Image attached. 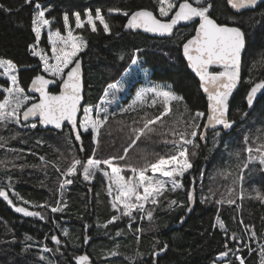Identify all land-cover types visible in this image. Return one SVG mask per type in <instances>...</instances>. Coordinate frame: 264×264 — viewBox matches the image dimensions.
Returning <instances> with one entry per match:
<instances>
[{"label":"trees","instance_id":"1","mask_svg":"<svg viewBox=\"0 0 264 264\" xmlns=\"http://www.w3.org/2000/svg\"><path fill=\"white\" fill-rule=\"evenodd\" d=\"M36 3L49 8L45 17L50 20V25L42 29L38 43L31 31ZM0 4L11 9H0V58L12 60L17 65L18 78L26 94H29L27 87L35 75L50 77L42 71L39 56L30 54L28 45L36 44L38 51L42 50L51 56L48 35L57 30L66 35L63 16L68 13L74 35L79 34L87 41V47L78 54L83 60V106L102 103L101 97L105 96V89L119 82V87L123 90L117 92L115 97L108 95L106 102H103V106L109 111L119 112L120 108L132 103L137 90L159 84L171 86L172 91L184 98L178 104L173 102L169 123L178 121L181 114L183 119L188 118L184 112L185 105L192 112L203 111L207 114V96L189 70L181 50L183 42L194 33L193 23L179 26L171 37L160 38L125 29V16L108 13L109 8L151 10L155 8L153 0H32L31 5L25 4L24 0H0ZM86 8L92 11L93 16L96 8L102 10L111 28L110 35L103 33V26L99 21H96L97 33H92L86 23L84 28H75V18L71 14L79 12L81 19L85 20L83 13ZM154 13L158 16V12ZM212 16L218 23L240 26L247 34L241 80L229 98L230 115L237 120V125L229 134L231 139L224 136V142L214 146L211 131L207 141L197 139L200 147L195 149L197 155L191 157L194 167L181 180L185 187L166 193L167 199L161 197V203L156 207L147 204L146 208L153 209V218L141 219L136 214L131 221L130 230L127 217L106 228L102 226L115 214L106 191L108 180L102 174L97 173L89 184L83 181L78 172L76 177H69L73 179V184L66 186L63 193L58 191L63 177L53 165L59 166L61 171L66 170L73 154L82 164L86 163L93 155L92 149L96 147L91 143L88 133H83L82 142H78L74 135L69 137L68 126L62 131L41 130L39 126L36 129L23 128L15 124L0 128V136L7 141L5 147L0 148V187L8 191L14 204L26 207L29 211L40 212L43 217L17 213L0 198V264H76L75 258L81 255L88 256L89 261L94 264H152L155 259L152 253L165 243L168 248L159 255L158 264H239L232 252L226 258L219 257V252L225 250V242L233 250L242 248L243 243H247L248 248L254 251L249 252L248 248H243L237 254L245 258V264H260L259 253L264 244V205L247 198L236 199V203L232 205L216 204L215 201L221 199L222 194L227 198V187L231 184V179L226 180L218 173L225 169L231 170L234 166L236 161L229 153L242 148L243 135L249 131L254 134L261 127V121H264V116L259 114L264 99L257 103L256 109L243 122L237 114L238 108L247 109L244 97L250 88L249 81L264 80V3L260 7L234 13L228 8L226 0H216ZM137 48L141 51L137 54L136 64H132V55ZM215 70L221 69L216 67ZM6 79L4 69L0 68V86L7 87ZM58 89L54 85L50 87L51 92H57ZM2 99L0 95V100ZM159 107L158 105L157 108ZM144 110L150 114L157 112V109L146 106ZM132 115L134 114L117 116L110 127L102 130L100 145L94 158L105 159L118 153L123 154L128 137L126 130H121L120 121L130 124ZM79 118H83L82 107ZM204 122L202 120L201 124ZM17 133L16 138L11 139ZM66 137H69L71 143ZM38 139L44 142L37 145ZM161 140V137H155L153 142L138 141L129 151V162L140 167L143 166L145 157L155 159L151 153L163 154L166 149ZM81 143L84 151H80ZM20 149L23 151H14ZM40 157H44V161ZM77 168L82 171V165ZM130 175L131 172L125 173L126 177ZM260 175L259 172L253 174L243 186L249 191L255 187L264 192V181H260ZM210 189L215 195H211ZM189 190L193 191L194 196L191 211L187 210L186 192ZM13 192L22 199H17ZM210 195L211 199L201 202ZM24 200L30 203L24 204ZM57 200L66 202L67 207L62 212L52 213L51 207L56 206ZM170 200H175L177 204L169 206ZM39 205L49 207L41 208ZM217 217L225 224L226 232L219 227ZM241 220L251 226L256 238L250 239V232L245 234L246 230L240 225ZM136 228H142L143 231L136 233ZM65 230L67 236L63 235ZM117 231L121 235L118 236ZM233 233L242 238L241 243L230 239ZM53 235L60 240V244L52 241ZM137 235L140 237L138 241ZM26 236L31 239H26ZM85 236L89 238L87 243L84 242ZM43 247L50 250L43 251ZM112 252L117 254L112 255Z\"/></svg>","mask_w":264,"mask_h":264},{"label":"snow or ice","instance_id":"2","mask_svg":"<svg viewBox=\"0 0 264 264\" xmlns=\"http://www.w3.org/2000/svg\"><path fill=\"white\" fill-rule=\"evenodd\" d=\"M24 2L31 5L32 0H24ZM227 3L233 9H241L260 7L264 0H227ZM153 4L155 8L151 10L139 8L130 11L109 8L108 13H119L125 16L127 18V23L123 25L125 29H139L159 36L171 37L174 30L182 22L184 24L193 23L195 35L183 42V56L187 61V66L199 78V87L207 96V114L203 111L192 112L185 105L184 112L187 113L188 118L183 119V114H181L178 121L169 123V118L173 112V102L178 104L184 98L172 91L171 86L159 84L137 90L132 103L127 107L120 108L119 112L109 111L103 106L108 95L115 97L117 92L123 90L119 87V82L111 84L105 89V96L101 97L102 103L83 106L81 104L83 98L81 62L77 57L87 47V41L79 34L74 35V29L70 27L68 13L63 16L66 35H62L59 30L54 33L50 32L48 35L51 56L42 50L38 51L36 44L28 45L30 54L39 56L42 71L51 77V79H46L44 75L37 74L32 78L30 91L39 93L38 97L26 94V90L21 86L18 78L17 65L12 60L0 58V68L4 69V75L7 77L5 80L7 87L0 86V95L3 97L0 100V128H8L10 124L30 129H36L38 126L47 128L50 125L54 129L62 131L63 128L70 125L69 137L74 135L75 141L78 142H82L83 133H88L91 137V143L96 147L92 149L93 155L87 159L86 163L82 164V161L73 154L66 170L61 171L59 166H53L64 177L59 182L58 191L61 193L66 186L74 183L73 179L69 177H76L78 172L83 181L89 184L97 173L107 178L106 191L111 198L110 205L115 214L102 225L105 228L127 217L129 229L132 230L131 221L135 219L136 214H139L141 219L151 220L153 209L146 208L147 204L156 207L160 205L161 197L167 199L166 193L176 192L185 187L181 180L194 167L191 157L197 155L195 149L200 147L197 139L207 141L208 133L211 131L215 146L217 143L224 142V136H229L230 140L229 134L237 125V120L230 115L229 98L241 80L242 56L247 46L245 31L240 26L219 24L213 18L212 13L216 8V0H191V2L190 0H153ZM0 9L11 11V9L4 8L2 4H0ZM47 11L49 8L40 3L35 4L31 31L35 34L36 43L41 40L42 29L50 25V20L45 17ZM154 12H158V16ZM71 15L75 18L76 29L84 28L86 23L92 33H97L96 21H99V24L103 26V33L111 34L110 25L100 8L95 9L94 16L92 11L86 8L83 13L85 20L81 19L79 12H74ZM197 19L198 23L196 22ZM140 51L139 48L134 51L132 64H136L137 54ZM216 67L221 70H215ZM249 83L250 88L244 97L247 110L237 109L241 122L246 120L251 112L256 109L257 103L264 99V80L249 81ZM51 85L59 88L57 94L50 91ZM107 102L110 103V101ZM158 105L159 108H157ZM145 106L149 109H157V112L150 114L144 110ZM81 107L83 108L82 119L77 115ZM130 113L134 114L130 117V124H125L123 120L120 121L121 130H126L128 137L127 146L123 147L122 150L123 154L118 153L105 159L94 158L100 145L102 130L110 127L117 116L124 117ZM259 114L264 116V105L260 107ZM33 117H38V123H29L30 118ZM202 120L205 121L203 124H201ZM16 135L18 133L12 135L11 139H15ZM69 137L66 139L71 143ZM155 137L162 138L161 143L166 151L163 154L151 153L150 155L154 156L155 159L150 160L145 157L143 166L138 167L130 163V149H133L138 141L153 142ZM0 141H3L0 143V148L5 147L7 141L3 136H0ZM43 142L42 139H38L36 144L40 145ZM225 147H227L226 142ZM80 151H84L82 143ZM229 155L236 161L234 166L231 170L225 169L218 173L226 180L231 179V184L227 187V198L225 199L224 194H222V198L216 200L215 203L232 205L236 203V199L244 200L247 198L264 205V192L255 187L249 191L243 186L245 181L257 172L261 174L260 181H264V121H261V127L257 128L254 134L251 131L245 133L243 135V147L230 152ZM40 160L44 161V157H40ZM78 165H82V171L77 168ZM102 165L106 167H101ZM126 172H131V175L126 177ZM203 174L201 171L202 176ZM210 193L215 195L211 189ZM13 195L17 199H22L14 192ZM211 195L205 197L201 202H207L211 199ZM186 196L187 210L191 211L190 205L194 199L193 191H187ZM0 198H3L17 213L43 218L40 212L29 211L26 207L14 204L4 187H0ZM23 203L29 204L30 202L24 200ZM176 204L175 200L169 201V206ZM38 207L49 206L39 205ZM66 207V202L57 200L56 206L51 207V212H62ZM237 207L240 206L237 205ZM217 223L222 230L227 231L225 224L219 217H217ZM240 225L246 230L245 234L251 233L250 239L256 238V233L252 231L251 226L244 224L243 220L240 221ZM134 231L140 233L143 229L136 228ZM116 234L121 235V232L117 231ZM63 235H68L66 230ZM139 238L137 235V241ZM26 239L30 240L31 237L26 236ZM51 239L54 243L60 244V240L55 235ZM88 239L85 236L84 242L87 243ZM230 239L237 243L242 241V238L237 237L236 233H233ZM26 247L31 246L26 245ZM167 248L168 245L165 243L158 251L152 253L155 258L152 264H158L159 255L165 253ZM243 248H248V244L243 243L242 248L233 250L225 242V250L219 252L218 255L221 258H226L229 256V252H232L239 264H245V258L237 254ZM49 250L46 247L43 249V251ZM248 250L249 252L254 251L251 248ZM111 254L116 255L117 253L112 252ZM259 255L261 257L260 264H264V244L261 245ZM41 259L46 258L41 257ZM75 259L76 264H89V257L86 255L78 256Z\"/></svg>","mask_w":264,"mask_h":264},{"label":"water","instance_id":"3","mask_svg":"<svg viewBox=\"0 0 264 264\" xmlns=\"http://www.w3.org/2000/svg\"><path fill=\"white\" fill-rule=\"evenodd\" d=\"M191 2V1H190ZM226 4H227V6H228V8L232 11V12H234V13H240V12H243V11H245V10H250V9H253V8H255V7H244V8H241V9H233L232 7H231V5H229L228 3H227V0H226ZM155 14V13H154ZM156 15V14H155ZM126 23H127V21H126ZM190 23H192V22H189V23H187V24H184L183 22L180 24V25H178L177 26V28L179 27V26H181V25H188V24H190ZM197 23H198V19H197ZM219 24H222V23H219ZM228 26H235V25H230V24H227ZM176 28V29H177ZM175 29V30H176ZM175 30H174V32H175ZM136 31H139V32H141V33H144V34H146V35H150V36H153V37H160V38H166V37H168V36H159V35H156V34H152V33H146V32H143V30H136ZM193 35H195V31H194V33L191 35V36H193ZM173 36V35H172ZM191 36L189 37V38H191ZM186 42V41H185ZM181 50H182V55H183V48H181ZM244 53H245V50H244V52H243V56H244ZM243 56H242V59H243ZM184 57V56H183ZM78 59L80 60V62H81V77H82V97H83V95H84V86H83V60H82V58L81 57H78ZM185 59V58H184ZM185 61H186V59H185ZM186 63H187V61H186ZM241 66H242V64H241ZM71 67V66H70ZM189 68V67H188ZM189 70L194 74V76L197 78V80L199 81V78L195 75V73L189 68ZM67 71V70H66ZM65 71V72H66ZM45 76V75H44ZM45 78L46 79H51V77H48V76H45ZM32 80V79H31ZM31 80H30V82H29V84H28V87H27V92L29 93V94H32V95H35L36 97H38L39 96V93H35V92H31L30 91V84H31ZM238 85H239V83H238ZM238 85H237V87H238ZM53 85H51L50 87H52ZM235 90V89H234ZM202 91V90H201ZM59 92V89H58V91L57 92H52V93H54V94H57ZM203 92V91H202ZM205 94V93H204ZM206 95V94H205ZM258 96H259V94H258ZM83 102H84V97L82 98V101H81V104H83ZM247 110V109H246ZM80 111H81V109H80ZM80 111L77 113V115H78V117H79V114H80ZM206 120V119H205ZM30 121H36L37 123H38V117H33V118H30V120H29V122ZM68 127H71L70 125L68 126ZM39 129H41V130H46V129H51V130H54V131H61V130H56V129H54L52 126H47V128H45V127H42V126H39ZM89 264H94L93 262H90L89 261Z\"/></svg>","mask_w":264,"mask_h":264},{"label":"bare ground","instance_id":"4","mask_svg":"<svg viewBox=\"0 0 264 264\" xmlns=\"http://www.w3.org/2000/svg\"><path fill=\"white\" fill-rule=\"evenodd\" d=\"M89 225V224H88ZM90 232V231H89ZM119 236V235H118ZM121 238V237H120ZM74 242H76L75 240H74ZM80 242V241H79ZM73 244V243H72ZM159 245V244H158ZM73 247H76V246H73ZM121 247V246H120ZM157 247V246H156ZM121 248H123V247H121ZM153 248H154V246H153ZM127 249V248H126ZM88 251V250H87ZM119 252V251H118ZM126 253V252H125ZM144 253V252H143ZM140 255V254H139ZM143 255V254H142ZM141 256V255H140ZM118 257V256H117ZM141 258V257H140ZM143 259V258H142Z\"/></svg>","mask_w":264,"mask_h":264},{"label":"built area","instance_id":"5","mask_svg":"<svg viewBox=\"0 0 264 264\" xmlns=\"http://www.w3.org/2000/svg\"><path fill=\"white\" fill-rule=\"evenodd\" d=\"M45 247H43V249H44ZM47 248V247H46Z\"/></svg>","mask_w":264,"mask_h":264},{"label":"rangeland","instance_id":"6","mask_svg":"<svg viewBox=\"0 0 264 264\" xmlns=\"http://www.w3.org/2000/svg\"><path fill=\"white\" fill-rule=\"evenodd\" d=\"M191 1V0H190ZM166 19V18H165ZM64 178V177H63Z\"/></svg>","mask_w":264,"mask_h":264},{"label":"flooded vegetation","instance_id":"7","mask_svg":"<svg viewBox=\"0 0 264 264\" xmlns=\"http://www.w3.org/2000/svg\"><path fill=\"white\" fill-rule=\"evenodd\" d=\"M197 22V21H196Z\"/></svg>","mask_w":264,"mask_h":264}]
</instances>
